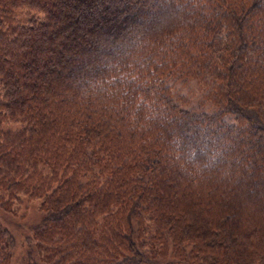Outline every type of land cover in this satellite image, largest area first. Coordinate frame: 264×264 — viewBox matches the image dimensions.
I'll return each instance as SVG.
<instances>
[{
  "label": "trees",
  "instance_id": "obj_1",
  "mask_svg": "<svg viewBox=\"0 0 264 264\" xmlns=\"http://www.w3.org/2000/svg\"><path fill=\"white\" fill-rule=\"evenodd\" d=\"M31 201L0 264H264V0H0V208Z\"/></svg>",
  "mask_w": 264,
  "mask_h": 264
},
{
  "label": "rangeland",
  "instance_id": "obj_2",
  "mask_svg": "<svg viewBox=\"0 0 264 264\" xmlns=\"http://www.w3.org/2000/svg\"><path fill=\"white\" fill-rule=\"evenodd\" d=\"M27 205L29 207L26 209ZM40 215L38 203L33 201L25 202L20 207L18 214L7 213L0 208V221L10 226L20 242L24 235L29 233L32 223L37 221Z\"/></svg>",
  "mask_w": 264,
  "mask_h": 264
}]
</instances>
